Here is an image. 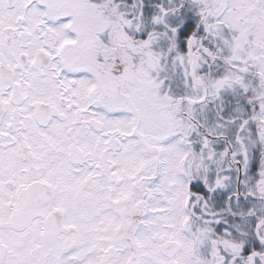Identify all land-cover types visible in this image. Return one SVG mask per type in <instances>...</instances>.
Returning <instances> with one entry per match:
<instances>
[{
	"label": "snow or ice",
	"instance_id": "snow-or-ice-1",
	"mask_svg": "<svg viewBox=\"0 0 264 264\" xmlns=\"http://www.w3.org/2000/svg\"><path fill=\"white\" fill-rule=\"evenodd\" d=\"M0 264H264V0H0Z\"/></svg>",
	"mask_w": 264,
	"mask_h": 264
}]
</instances>
